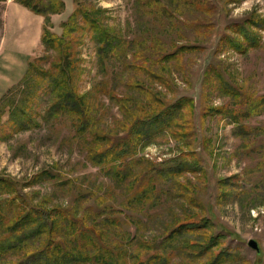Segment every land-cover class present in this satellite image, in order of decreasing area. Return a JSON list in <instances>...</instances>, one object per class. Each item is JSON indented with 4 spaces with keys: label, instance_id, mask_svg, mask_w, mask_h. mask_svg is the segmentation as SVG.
I'll return each mask as SVG.
<instances>
[{
    "label": "trees",
    "instance_id": "16d2710c",
    "mask_svg": "<svg viewBox=\"0 0 264 264\" xmlns=\"http://www.w3.org/2000/svg\"><path fill=\"white\" fill-rule=\"evenodd\" d=\"M15 1L44 17L41 41L46 51L55 54L47 68L41 67L37 59L29 61L22 79L31 97L40 91L49 95L42 120L46 123L70 121L74 136L84 142L88 160L98 166L115 187L121 188V204L133 212L128 215L130 218H135L136 211L158 209L164 199L172 198L185 200L204 212L206 203L200 185L192 180L193 176H206L194 148L196 103L191 96L170 100L160 88L172 84L170 64H179L198 46L167 45L156 33L147 39L130 40L121 30L106 23L107 9L90 6L83 0H74L76 8L61 23L62 33L58 34L53 30L52 15L64 12L63 0ZM136 2L139 10L145 9L150 16L171 15L172 5L178 7L179 13L183 12V6L194 11H209L211 7L210 0ZM227 29L230 33H223L219 42L245 53L259 46L264 19L243 20L228 25ZM86 34L96 44L103 69L113 66L117 78L119 67L121 72L130 75L123 81L122 89L106 83L104 93L120 113L110 122L102 118L103 104L94 101L93 91L80 90L84 68L78 46ZM138 43H142L143 48L138 47ZM206 81L212 91L228 98L231 105H204L203 114L210 110L213 115L227 117L234 125V135L249 145V138L256 131L244 121L264 113V94L246 91L212 64L207 68ZM11 100L6 95L0 100V122L1 115L12 107ZM16 108L13 115L19 128L41 126L42 122L26 108ZM21 116L25 120H20ZM166 135L185 147L180 155L160 163L139 155L142 149ZM4 138L0 135V139ZM257 167L261 173L258 184L264 192V159ZM53 171L43 170L26 183L0 172V264H229L237 256L224 247L214 251L225 233L214 231L212 216L174 215L164 228L162 241H142L122 226L123 219L113 215L114 207L105 204L101 195H91L101 204L97 212H93L91 205L82 207L80 212L78 206L51 205L50 196L40 199L39 192L26 191L45 180H54L60 185L72 182ZM220 184L229 186L226 179ZM136 240L141 246L135 247Z\"/></svg>",
    "mask_w": 264,
    "mask_h": 264
},
{
    "label": "rangeland",
    "instance_id": "374dc122",
    "mask_svg": "<svg viewBox=\"0 0 264 264\" xmlns=\"http://www.w3.org/2000/svg\"><path fill=\"white\" fill-rule=\"evenodd\" d=\"M63 1L66 5L64 12L56 14L54 20L52 15L53 30L58 34L62 33L61 23L76 8L74 0ZM83 1L90 6L107 9L106 23L121 30L130 40L147 39L156 33L167 45L188 43L198 46L197 50L186 54L179 64H170L172 84L160 88L170 100L191 96L196 103L194 148L202 160L206 176H193L192 180L200 185L206 210L200 211L185 200L172 198L170 201L164 199L162 207L158 209L136 211V219L128 216L133 212L121 204V188L115 187L99 167L88 160L82 145L84 142L74 136L70 121L44 122L42 114L49 95L40 91L31 97L29 89L24 87L22 79L25 73L19 77L22 63L25 61L28 68L29 61L37 59L41 67L47 68L55 54L46 51L38 39L37 14L15 0H0V52L4 39H7L6 53L0 56V100L5 95L12 99V107L1 115L0 135L5 138L0 139V172L26 183L41 171L52 169L72 182L60 185L54 180H45L26 188V191L39 192L40 199L50 196L51 205L78 206L80 212L86 205H91L93 212H97L101 204L91 195H101L105 204L114 207L113 215L123 219L122 226L142 241H162L164 228L174 215L212 216L214 231L225 233L214 251L224 247L237 255L229 264H264V192L258 184L261 173L257 167L258 162L264 159V113L244 121L256 131V134H251L249 145L244 144L240 136L234 135V125L227 117L213 115L210 110L203 114L204 105H231L228 98L209 88L206 71L210 64L219 67L225 77L240 84L246 91L255 95L264 94V29L260 31L259 46L245 53L236 52L219 42L223 33H230L228 25L243 20L264 19V0H210L209 11H194L183 6L180 13L178 7L172 5L173 14L159 13L154 16H150L145 9L139 10L136 0ZM82 39V44L78 46L82 59L80 63L84 68L79 82L80 90L93 91L94 101L103 104L102 118L110 122L120 113L104 93L106 83L122 89L123 81L129 79L130 75L121 72L119 67L117 71L120 75L117 78L113 66L103 69L91 36L86 34ZM137 45L143 48L142 43ZM16 58L21 61H16ZM13 59L16 62L13 63ZM20 106L42 122L41 126L19 128L13 110ZM24 118L21 116L20 120ZM182 149L185 150V147L166 135L142 149L139 155L160 163L180 155ZM222 179H226L229 186L222 187ZM249 239L258 242L261 254L248 246ZM134 245L141 246L137 240ZM180 258L183 259L182 256Z\"/></svg>",
    "mask_w": 264,
    "mask_h": 264
},
{
    "label": "crops",
    "instance_id": "0c3cea01",
    "mask_svg": "<svg viewBox=\"0 0 264 264\" xmlns=\"http://www.w3.org/2000/svg\"><path fill=\"white\" fill-rule=\"evenodd\" d=\"M58 15V14H57ZM38 16V18H39V25H38V30H37V36H38V39L39 40H41V33H42V24H43V16H41V15H37ZM55 16H56V14H54L53 15V20H54V18H55ZM26 41H28V40H26ZM6 42H7V39H4V43H3V47H2V51L0 52V56H3V55H5V53H6V51H5V45H6ZM31 43V42H30ZM13 57V56H12ZM15 57V56H14ZM13 57V58H14ZM15 59V58H14ZM12 60L13 61V63H14V61L15 60ZM17 59V58H16ZM16 61H21V60H19V59H17ZM15 61V62H16ZM22 67H20V70H19V74H20V78L23 76V74L25 73V71H26V68H27V64H26V62L24 61L23 63H22V65H21ZM19 78V79H20ZM12 86V85H11ZM10 86V87H11Z\"/></svg>",
    "mask_w": 264,
    "mask_h": 264
},
{
    "label": "water",
    "instance_id": "95a60500",
    "mask_svg": "<svg viewBox=\"0 0 264 264\" xmlns=\"http://www.w3.org/2000/svg\"><path fill=\"white\" fill-rule=\"evenodd\" d=\"M248 246L256 251V253L261 254V249L258 242L255 239H249L247 242Z\"/></svg>",
    "mask_w": 264,
    "mask_h": 264
}]
</instances>
